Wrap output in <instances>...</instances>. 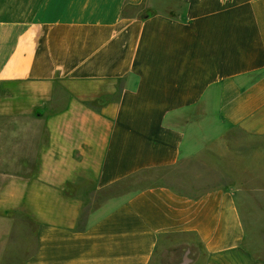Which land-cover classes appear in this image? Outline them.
I'll list each match as a JSON object with an SVG mask.
<instances>
[{"label": "crops", "instance_id": "obj_1", "mask_svg": "<svg viewBox=\"0 0 264 264\" xmlns=\"http://www.w3.org/2000/svg\"><path fill=\"white\" fill-rule=\"evenodd\" d=\"M261 254L264 0H0V264Z\"/></svg>", "mask_w": 264, "mask_h": 264}, {"label": "rangeland", "instance_id": "obj_2", "mask_svg": "<svg viewBox=\"0 0 264 264\" xmlns=\"http://www.w3.org/2000/svg\"><path fill=\"white\" fill-rule=\"evenodd\" d=\"M8 92V94H10L9 93V90L7 91ZM11 96V95H10ZM91 106V105H90ZM92 108H94V106L92 105L91 106ZM32 113V112H31ZM38 113V110H35L34 111V115L35 114H37ZM33 115V114H32ZM22 129H26V126H22ZM8 173H10V174H16V175H18L19 177H21L22 178V181H24V182H29L30 180H32L34 177H35V175H36V172L37 171H35V170H25V169H20V170H18V171H7ZM40 173L42 172V171H39ZM223 181V180H222ZM43 183H45V182H43ZM40 185L42 186V181H41V179H40ZM45 187V186H44ZM79 189H80V186L78 187V188H74V187H72V183H68L67 185H66V187H65V190H63V192L64 193H68V192H70V191H76V192H78V193H83V191H79ZM90 189H91V187H90ZM83 190H85L84 188H83ZM81 205H82V210H84V211H86V213L90 210V209H92V208H94L95 206H96V204H95V202H82L81 203ZM261 256L262 257H264V254H261Z\"/></svg>", "mask_w": 264, "mask_h": 264}]
</instances>
